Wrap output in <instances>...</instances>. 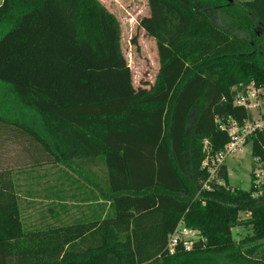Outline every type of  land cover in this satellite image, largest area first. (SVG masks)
I'll return each instance as SVG.
<instances>
[{
    "label": "trees",
    "instance_id": "obj_1",
    "mask_svg": "<svg viewBox=\"0 0 264 264\" xmlns=\"http://www.w3.org/2000/svg\"><path fill=\"white\" fill-rule=\"evenodd\" d=\"M148 6L140 26L160 67L136 88L120 22L100 0H2L0 143L44 150L53 163L52 146L65 160L99 158L112 214L26 229L14 176L0 170V264H264V183L251 174L249 189L233 187L223 163L224 185L202 189L204 162L231 140L221 126L250 117L238 94L264 88V0ZM250 141L264 163V131ZM182 219L207 243L170 254ZM237 226L253 233L237 239Z\"/></svg>",
    "mask_w": 264,
    "mask_h": 264
},
{
    "label": "rangeland",
    "instance_id": "obj_2",
    "mask_svg": "<svg viewBox=\"0 0 264 264\" xmlns=\"http://www.w3.org/2000/svg\"><path fill=\"white\" fill-rule=\"evenodd\" d=\"M100 1L120 22L121 47L132 69L135 87L149 88L156 80L160 63L155 39L140 26L142 18L150 12L148 0ZM195 115L192 113L191 122ZM33 119L39 128L43 127L37 112L33 113ZM54 147H51L53 152L61 158L57 163L51 162L52 157L44 150H27L12 140L0 143V170L10 171L14 176L26 229L110 216L111 205L104 191L108 180L105 163L99 158L78 155L65 160ZM36 158L40 159L39 164ZM224 162L231 186L249 189L253 165L251 145L240 154L228 156ZM248 216L246 212L240 213V219ZM234 233L237 239H242L251 235L253 229L237 226ZM259 248L258 256L264 258V241H260Z\"/></svg>",
    "mask_w": 264,
    "mask_h": 264
},
{
    "label": "built area",
    "instance_id": "obj_3",
    "mask_svg": "<svg viewBox=\"0 0 264 264\" xmlns=\"http://www.w3.org/2000/svg\"><path fill=\"white\" fill-rule=\"evenodd\" d=\"M263 90L264 88L257 89L251 84L247 87L246 93L238 94L236 104L245 106L250 112V117L243 124L231 119L229 125L221 126L228 130L231 140L221 153L211 158V160L204 162L203 166L207 167L209 176L204 181L202 189H214L212 182H215L217 185H224V181L218 177L220 166L225 163L224 160L230 155L242 153L246 146L251 144L248 142L252 136L256 135L258 131H264ZM252 164H254V167L252 165L254 185L260 189L264 183V163L260 156H252ZM257 194H259V191L254 195ZM200 241L206 244L207 238L202 236L199 230L188 227L182 219L169 236L167 250L170 254L176 253L178 248L190 251Z\"/></svg>",
    "mask_w": 264,
    "mask_h": 264
},
{
    "label": "crops",
    "instance_id": "obj_4",
    "mask_svg": "<svg viewBox=\"0 0 264 264\" xmlns=\"http://www.w3.org/2000/svg\"><path fill=\"white\" fill-rule=\"evenodd\" d=\"M107 199V198H106ZM107 202H108V200H107Z\"/></svg>",
    "mask_w": 264,
    "mask_h": 264
}]
</instances>
